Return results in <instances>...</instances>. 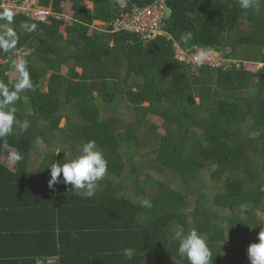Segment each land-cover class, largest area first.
Segmentation results:
<instances>
[{
  "label": "trees",
  "instance_id": "1",
  "mask_svg": "<svg viewBox=\"0 0 264 264\" xmlns=\"http://www.w3.org/2000/svg\"><path fill=\"white\" fill-rule=\"evenodd\" d=\"M121 1L40 0L55 13L71 2L65 33L60 19L0 12V84L15 90L8 73L18 58L31 82L15 102L16 120L30 127L14 124L0 138V264L52 256L58 264H189L170 240L180 226L203 234L212 264H250L264 212V66L253 72L244 62L264 65V0L248 9L238 0H166L165 35L149 42L126 32L90 34L94 22L110 24L153 0ZM175 43L236 63L196 76L176 60ZM122 96L135 115L124 132L99 108H118ZM150 115L164 119L165 134ZM90 140L108 161L95 195L62 182L49 188L50 164L75 158ZM5 147L18 151L15 170L1 162ZM128 247L137 249L131 260Z\"/></svg>",
  "mask_w": 264,
  "mask_h": 264
},
{
  "label": "clouds",
  "instance_id": "2",
  "mask_svg": "<svg viewBox=\"0 0 264 264\" xmlns=\"http://www.w3.org/2000/svg\"><path fill=\"white\" fill-rule=\"evenodd\" d=\"M238 3L242 9H248L252 6V0H238ZM5 13L9 14L6 11ZM9 35L12 34L9 33ZM191 39V32L181 36V41L185 44ZM203 55L201 53L198 59L203 57ZM18 68L21 72V78L15 85V90L10 91L7 86L0 84V138L11 134L14 129V124L22 131L30 127L29 121L24 120L21 123L16 120L15 102L19 97V93L31 87L28 74L22 64ZM36 143L40 145L43 144V141L37 138ZM16 159H19V157ZM48 168L50 169L51 176L48 182L49 188L54 189L58 183L62 182L65 185H71L72 190H83L85 197L91 198L95 195L98 187L97 182L102 180L108 171V161L96 141L90 140L83 145L80 155L71 160L65 159L62 162H52ZM61 174L63 176L62 181ZM142 206L151 207V203L145 199L142 201ZM257 239V243H252L248 247L250 264H264V229L259 232ZM170 240L178 241V254L186 257L189 264H212V252L208 243L203 234L199 233L196 229H189L185 232L183 227L180 226L174 235L170 237ZM136 253L137 249L133 247L125 248L123 251V255L129 260Z\"/></svg>",
  "mask_w": 264,
  "mask_h": 264
},
{
  "label": "built area",
  "instance_id": "3",
  "mask_svg": "<svg viewBox=\"0 0 264 264\" xmlns=\"http://www.w3.org/2000/svg\"><path fill=\"white\" fill-rule=\"evenodd\" d=\"M125 4L122 3L120 7H124ZM168 9L166 0H153L148 5H134L131 12L124 13L110 24L104 25L110 33H131L149 42L165 35L164 26L168 18ZM5 11L11 15L25 16L41 23H49L50 19L54 18L53 13H55L52 8L43 6L40 0H0V12ZM175 46L174 48L177 52L176 60L193 69L206 66L225 69L230 67L231 63H236L226 59L222 53L214 50H205L197 47L184 50L177 44ZM201 53L204 55L198 59ZM257 65L260 66L261 64ZM37 264L43 263L39 261ZM44 264H58V257H49Z\"/></svg>",
  "mask_w": 264,
  "mask_h": 264
},
{
  "label": "rangeland",
  "instance_id": "4",
  "mask_svg": "<svg viewBox=\"0 0 264 264\" xmlns=\"http://www.w3.org/2000/svg\"><path fill=\"white\" fill-rule=\"evenodd\" d=\"M125 2H126V0H122L121 4L125 3ZM83 4L85 6H87V7L89 6L90 9L93 8V3L90 2V1H84ZM50 8H51V6H50ZM53 16H54V18L60 19V20L65 22V25L62 26V28H61V31L63 33H65V27L73 25V20H72V16H71V2L63 3V12L62 13H53ZM104 24H106V23H103V22H100V21L94 22L93 25L90 28V32L89 33L93 34V32L95 30L107 31L106 30L107 27ZM175 44H174V47H176ZM230 51H231V49L227 48L226 52L230 53ZM176 54H177V52H176ZM0 63H2V61ZM20 65H21V58H18L17 61L12 64L11 70L8 73L9 77H10V81L14 82L15 84H17L18 81L21 78V72L19 71V68H18V66H20ZM260 66L263 67L264 65H260ZM260 66H258L256 63H246V62H244V68L249 70V71L257 72L261 68ZM193 71H194L193 73L196 76H199V70L196 67L193 69ZM79 72L81 73L80 69H79ZM67 73H68L67 67H63L62 71H61V75L67 76ZM44 89L47 91V88H44ZM215 89H214V91H215ZM216 92H217V90H216ZM248 92H249L250 95H255L256 94V90H255L254 87L251 88ZM20 93L21 94H25V90H23ZM122 97H123V99H122ZM122 97H120V100L118 99L119 100L118 103H120L118 108H117V106H113V108L112 107L111 108L104 107V104L102 102H99V108L102 111V119H104V120L109 119L111 117H116L117 116L118 121L120 122L119 126H118V129L121 130V132H124L125 129L122 126L123 123H126V121H129V120L133 119L135 115L132 112V108H133L132 105L127 101V99L124 96H122ZM197 100L199 101V99H197ZM25 101H26V103L28 102L27 99H25ZM114 105H117V104H114ZM148 118L150 120H152L154 123H156L160 127V132L162 134H165L166 129L163 126L165 124L164 119L156 117V116H151V115L148 116ZM65 123L66 122H65V119H64L62 121V123H61V127H64ZM3 153L4 154L2 156V162L5 165H7L10 169L15 170L16 166H17V159L16 158L18 157V151L14 150V149H11L9 147H5L4 150H3ZM107 176L110 177V175H107ZM158 178H160V177L158 176ZM162 179H163V181H165V183H168V184L171 183V185L177 187V183H176L175 179H173L172 177L168 176V174L163 173ZM162 179L160 178V180H162ZM255 226H256V230L264 229V212L260 211L258 213V220H257V223H256ZM227 237H228V235H227Z\"/></svg>",
  "mask_w": 264,
  "mask_h": 264
},
{
  "label": "crops",
  "instance_id": "5",
  "mask_svg": "<svg viewBox=\"0 0 264 264\" xmlns=\"http://www.w3.org/2000/svg\"><path fill=\"white\" fill-rule=\"evenodd\" d=\"M88 7H89V6H88ZM3 154H4V153H3ZM1 162H2V158H1ZM2 163H3V162H2ZM3 164H4V163H3ZM6 166H7V165H6ZM38 261H42V259H39ZM38 261H37V262H38Z\"/></svg>",
  "mask_w": 264,
  "mask_h": 264
}]
</instances>
